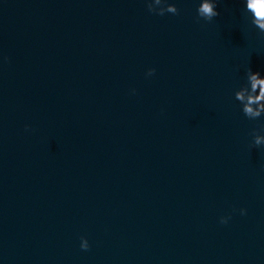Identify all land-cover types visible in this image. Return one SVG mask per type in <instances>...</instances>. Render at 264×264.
<instances>
[{"label":"water","instance_id":"95a60500","mask_svg":"<svg viewBox=\"0 0 264 264\" xmlns=\"http://www.w3.org/2000/svg\"><path fill=\"white\" fill-rule=\"evenodd\" d=\"M147 2L0 0V264H264V117L234 99L264 35L245 0Z\"/></svg>","mask_w":264,"mask_h":264},{"label":"clouds","instance_id":"9594fccd","mask_svg":"<svg viewBox=\"0 0 264 264\" xmlns=\"http://www.w3.org/2000/svg\"><path fill=\"white\" fill-rule=\"evenodd\" d=\"M219 0H202L197 8L196 22L201 20L211 23L214 18L220 15L217 11ZM245 13L251 14V23L257 28L260 34L264 35V0H245ZM147 11L151 14L164 16L172 14L174 16L180 15V10L174 5L169 4L168 0H148ZM3 64H10V58L7 56L2 57L0 60ZM156 73L155 68H150L146 72V77H152ZM246 83L234 93V99L239 102L241 106V112L243 116L249 121H259L264 117V78H261L260 73H253L251 69H248L245 74ZM132 94H136V90L132 89ZM29 125H25V131H31ZM264 132V123L254 127L250 132L252 141L249 144V148H264V135L260 133ZM236 209H233L235 212ZM241 216L247 215L246 209H239ZM231 214L228 216H222L220 223L226 225L231 219ZM80 248L82 251H89L90 245L88 240L81 237Z\"/></svg>","mask_w":264,"mask_h":264}]
</instances>
